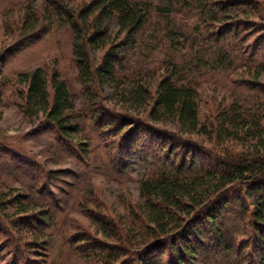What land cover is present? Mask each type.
I'll list each match as a JSON object with an SVG mask.
<instances>
[{"label": "trees", "instance_id": "trees-1", "mask_svg": "<svg viewBox=\"0 0 264 264\" xmlns=\"http://www.w3.org/2000/svg\"><path fill=\"white\" fill-rule=\"evenodd\" d=\"M41 1L42 15L23 7L15 36L66 27L79 91L54 68L21 72L22 113L76 161L103 152L112 177L133 152L147 161L123 219L86 187L73 205L91 225L74 231L61 229L48 177L33 194L0 186V264H55L52 241L57 264H264V0ZM219 73L244 97L203 114L198 86ZM110 86L146 117L109 103Z\"/></svg>", "mask_w": 264, "mask_h": 264}, {"label": "rangeland", "instance_id": "rangeland-1", "mask_svg": "<svg viewBox=\"0 0 264 264\" xmlns=\"http://www.w3.org/2000/svg\"><path fill=\"white\" fill-rule=\"evenodd\" d=\"M22 1L0 0V80L3 81V99L0 104V186L11 188L16 193L33 194L48 177V197L51 200L59 199V217H66L64 221L69 222L68 225L62 224L61 229L65 226L74 231L77 227L91 225L84 214L73 205L86 187L87 193L92 192L94 198L103 202V209L121 219L140 200L138 180L144 172L147 160L138 152H133L124 159L125 176L112 177L105 171L106 160L103 152L98 150L94 157L91 154L85 160L76 161L60 150L53 139V132L40 127L36 116H25L22 113L18 106L20 100L12 87L16 76L21 72L35 67L48 70L54 68L68 81L72 90L79 91L71 57V33L66 27L58 26L54 22L48 28L43 27L37 34L16 38L17 22L24 11L23 7L38 15H42L45 10L41 0H29L26 3ZM114 26V22L109 25L110 29ZM230 77L231 73H219L206 75L203 79L198 86L199 106L203 114L214 101L227 103L237 97H244L239 92V87H235L229 80ZM262 79L264 81V75ZM104 91L109 103L133 113L141 112L139 115L146 117L144 107L124 100V97L115 94L113 87H105ZM164 119L168 129H179L173 120L165 116ZM42 192L43 197L47 198L44 191ZM52 244L44 253L49 252L50 260L57 264L63 260L64 249H59L58 244L53 241ZM39 255L43 257V252L33 257L40 259ZM72 264L96 263L79 258Z\"/></svg>", "mask_w": 264, "mask_h": 264}]
</instances>
